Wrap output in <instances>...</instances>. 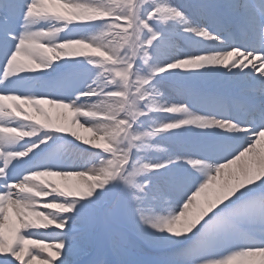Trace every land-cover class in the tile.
<instances>
[{"label": "snow or ice", "instance_id": "1", "mask_svg": "<svg viewBox=\"0 0 264 264\" xmlns=\"http://www.w3.org/2000/svg\"><path fill=\"white\" fill-rule=\"evenodd\" d=\"M0 264H264V0H0Z\"/></svg>", "mask_w": 264, "mask_h": 264}, {"label": "bare ground", "instance_id": "2", "mask_svg": "<svg viewBox=\"0 0 264 264\" xmlns=\"http://www.w3.org/2000/svg\"><path fill=\"white\" fill-rule=\"evenodd\" d=\"M85 135H87V133H85Z\"/></svg>", "mask_w": 264, "mask_h": 264}]
</instances>
